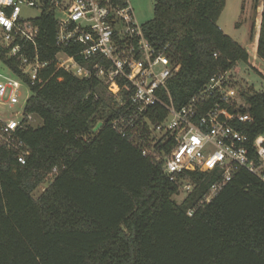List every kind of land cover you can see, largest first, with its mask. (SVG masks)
Here are the masks:
<instances>
[{
    "label": "trees",
    "instance_id": "1",
    "mask_svg": "<svg viewBox=\"0 0 264 264\" xmlns=\"http://www.w3.org/2000/svg\"><path fill=\"white\" fill-rule=\"evenodd\" d=\"M225 6L226 0H157L143 25L152 47L180 65L168 85L177 109L216 74L249 63L248 51L218 25ZM37 24L40 58L51 60L59 52L55 19L44 13ZM256 50L264 63V7ZM8 64L20 74L15 62ZM44 78L26 107L42 121L21 133L26 165L0 146V264H264V184L256 176L239 169L205 204L215 175L187 172L180 178L194 189L178 204L179 185L143 155L150 132L138 138L116 132L111 123L121 108L99 81L54 64ZM234 87L246 108L231 112L252 118L241 125L249 146L264 135V91ZM133 93L122 83L123 100ZM156 111L153 124L166 115Z\"/></svg>",
    "mask_w": 264,
    "mask_h": 264
},
{
    "label": "built area",
    "instance_id": "2",
    "mask_svg": "<svg viewBox=\"0 0 264 264\" xmlns=\"http://www.w3.org/2000/svg\"><path fill=\"white\" fill-rule=\"evenodd\" d=\"M26 9L36 15L24 16ZM44 13L55 19V47L59 49L47 61L40 58L37 44V22ZM11 61L17 64L19 75L8 64ZM52 64L56 71L77 79L99 81L121 108L112 128L123 138L150 132L151 146L143 155L161 164L180 192L189 194L194 189L180 178L187 172L215 175L205 204L239 169L264 184V135L248 146L241 125L251 123L252 118L231 112L246 105L230 72L216 74L186 106L175 108L168 85L180 65L172 62L166 49L157 52L148 42L129 0H0V69L13 75L0 74V109L20 108L9 117L0 116V146L12 151L20 165H26L30 154L21 133L34 120L26 107L34 88L46 84L44 72ZM122 83L134 91L129 100L119 96ZM24 89L31 96L22 102ZM159 108L166 115L153 124L149 116L158 117ZM55 174L56 169L49 178Z\"/></svg>",
    "mask_w": 264,
    "mask_h": 264
},
{
    "label": "rangeland",
    "instance_id": "3",
    "mask_svg": "<svg viewBox=\"0 0 264 264\" xmlns=\"http://www.w3.org/2000/svg\"><path fill=\"white\" fill-rule=\"evenodd\" d=\"M157 0H129L139 25L143 26L153 19L154 7ZM264 7V0H226L225 9L219 19L218 25L227 36L240 43L249 53V63L240 62L230 72L232 82L243 87H251L256 92L264 91V63L258 58V36L260 35V21ZM23 15L31 17L36 15L32 10H23ZM0 74L13 78L6 69H0ZM31 96L28 90L23 91L22 102ZM20 111L17 107L11 111L9 108L0 109V116L9 117L12 113ZM42 125L41 119L34 116L32 127ZM48 187V183L41 185L33 194L38 198ZM188 194L180 192L174 200L181 204Z\"/></svg>",
    "mask_w": 264,
    "mask_h": 264
},
{
    "label": "water",
    "instance_id": "4",
    "mask_svg": "<svg viewBox=\"0 0 264 264\" xmlns=\"http://www.w3.org/2000/svg\"><path fill=\"white\" fill-rule=\"evenodd\" d=\"M103 126V123H98V125L95 128V132L99 131V129Z\"/></svg>",
    "mask_w": 264,
    "mask_h": 264
},
{
    "label": "snow or ice",
    "instance_id": "5",
    "mask_svg": "<svg viewBox=\"0 0 264 264\" xmlns=\"http://www.w3.org/2000/svg\"><path fill=\"white\" fill-rule=\"evenodd\" d=\"M5 23H7V21H4Z\"/></svg>",
    "mask_w": 264,
    "mask_h": 264
},
{
    "label": "clouds",
    "instance_id": "6",
    "mask_svg": "<svg viewBox=\"0 0 264 264\" xmlns=\"http://www.w3.org/2000/svg\"><path fill=\"white\" fill-rule=\"evenodd\" d=\"M5 2H6V0H5Z\"/></svg>",
    "mask_w": 264,
    "mask_h": 264
}]
</instances>
